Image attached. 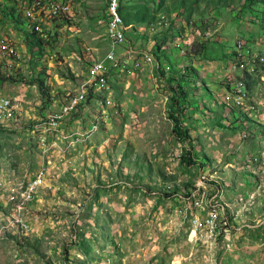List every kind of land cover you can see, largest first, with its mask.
Masks as SVG:
<instances>
[{"label":"rangeland","instance_id":"obj_1","mask_svg":"<svg viewBox=\"0 0 264 264\" xmlns=\"http://www.w3.org/2000/svg\"><path fill=\"white\" fill-rule=\"evenodd\" d=\"M105 9L0 0V264H264V4L123 0L112 61Z\"/></svg>","mask_w":264,"mask_h":264},{"label":"built area","instance_id":"obj_2","mask_svg":"<svg viewBox=\"0 0 264 264\" xmlns=\"http://www.w3.org/2000/svg\"><path fill=\"white\" fill-rule=\"evenodd\" d=\"M119 2H121V0H106V16L104 18L105 37L106 39H111V51L108 52V60L111 61L115 60L117 56L122 55V46L127 43V37L124 34V29H122V25L118 21ZM51 10L55 14H58L60 9L56 4H52ZM102 69L103 67H97V64L93 65L90 78L85 81V85L81 88V95H77V99H69L73 100V107H66V105L63 107L66 114L69 115L77 111L79 105L86 101L89 90L99 88L106 82L103 77ZM7 104L8 103L4 102L2 106H6Z\"/></svg>","mask_w":264,"mask_h":264},{"label":"trees","instance_id":"obj_3","mask_svg":"<svg viewBox=\"0 0 264 264\" xmlns=\"http://www.w3.org/2000/svg\"><path fill=\"white\" fill-rule=\"evenodd\" d=\"M123 0H121L120 4L122 3ZM262 3L264 4V0H261ZM150 9L145 6V7H142V9L137 12V14L134 16V19L133 21H136L137 23H148L149 21V18L151 17V13H150ZM120 12H121V15H122V9L120 7ZM106 16V9H105V15H104V18ZM123 17V15H122ZM124 19V18H123ZM131 21L130 20H124V23L126 26H129V25H132L134 23H131L129 22ZM31 37L34 41V46L38 47V48H41L44 49V46H45V43H44V39L40 37V34L39 32L36 30V28H34L32 34H31ZM179 92L177 90H174V96H173V100L175 101L176 105L179 106L180 105V102H179ZM175 128L178 130L177 131V135L180 136L181 138H188V131L187 130H182V123L180 120H177L176 121V125H175ZM183 164L188 166V167H193L195 166L194 162L192 161V159L190 157H183Z\"/></svg>","mask_w":264,"mask_h":264},{"label":"bare ground","instance_id":"obj_4","mask_svg":"<svg viewBox=\"0 0 264 264\" xmlns=\"http://www.w3.org/2000/svg\"><path fill=\"white\" fill-rule=\"evenodd\" d=\"M119 6H120V2L118 3V9H119ZM122 18L119 16V14H118V21H119V23L120 24H122V20H121ZM125 25V24H124ZM250 57V56H249ZM246 71V70H245ZM9 105V104H8ZM3 108H5V106H3ZM7 109V108H6Z\"/></svg>","mask_w":264,"mask_h":264}]
</instances>
